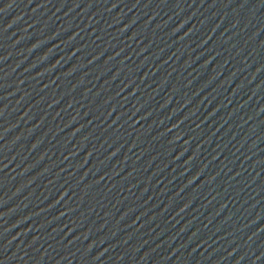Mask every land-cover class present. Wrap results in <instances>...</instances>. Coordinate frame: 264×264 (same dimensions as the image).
Wrapping results in <instances>:
<instances>
[{"label":"water","instance_id":"95a60500","mask_svg":"<svg viewBox=\"0 0 264 264\" xmlns=\"http://www.w3.org/2000/svg\"><path fill=\"white\" fill-rule=\"evenodd\" d=\"M0 264H264V0H0Z\"/></svg>","mask_w":264,"mask_h":264}]
</instances>
